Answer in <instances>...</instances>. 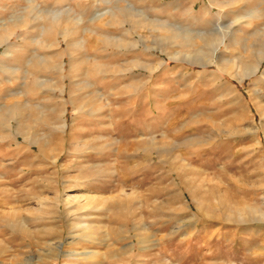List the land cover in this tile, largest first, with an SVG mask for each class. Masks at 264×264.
I'll return each mask as SVG.
<instances>
[{
    "label": "rangeland",
    "instance_id": "obj_1",
    "mask_svg": "<svg viewBox=\"0 0 264 264\" xmlns=\"http://www.w3.org/2000/svg\"><path fill=\"white\" fill-rule=\"evenodd\" d=\"M0 40V264H264V0H0Z\"/></svg>",
    "mask_w": 264,
    "mask_h": 264
},
{
    "label": "bare ground",
    "instance_id": "obj_2",
    "mask_svg": "<svg viewBox=\"0 0 264 264\" xmlns=\"http://www.w3.org/2000/svg\"><path fill=\"white\" fill-rule=\"evenodd\" d=\"M79 4V3H78ZM77 6V5H76ZM126 8V7H125ZM128 8H129V6L127 7V9L126 10H128ZM123 11V10H122ZM59 14H61V13H59ZM59 14H56L55 12H53L52 14H46L47 16H49V15H51L52 16V18H51V21L53 22V23H59L60 22V18H61V16L59 15ZM124 14H125V12H124ZM102 19V18H101ZM16 25V24H15ZM10 29V28H9ZM71 31V29L69 30V28H67V29H64V30H62V32H61V36H62V39H63V41H61V40H59V38H57V45H58V47L59 48H63V43H68V45H69V43L71 42V39H70V37L68 38V33ZM71 33V32H70ZM2 36H4V35H2ZM74 36V35H73ZM5 38V37H4ZM3 38V39H4ZM6 38H7V36H6ZM8 39V38H7ZM6 40V39H5ZM0 42H1V40H0ZM4 42V41H3ZM223 42H224V39L222 38V39H220V44L222 45L223 44ZM2 44V43H1ZM218 45V44H217ZM218 47V46H217ZM56 52H60V51H56ZM57 53V54H58ZM28 57V56H27ZM259 57H260V61L263 59V57H264V52H259ZM43 60V59H42ZM65 62V60H62V62L60 63V65H59V67H57V68H59V70L60 71H64L65 70V66H64V63ZM49 63V62H48ZM51 64V63H50ZM256 67V66H255ZM258 71V68H252L251 70H250V72L253 74V73H255V72H257ZM39 84V83H38ZM41 85V84H40ZM61 92H62V94H64V90H61ZM61 117H62V115H61ZM3 120V119H2ZM60 128L63 130L64 128H65V124H62L61 126H60Z\"/></svg>",
    "mask_w": 264,
    "mask_h": 264
}]
</instances>
